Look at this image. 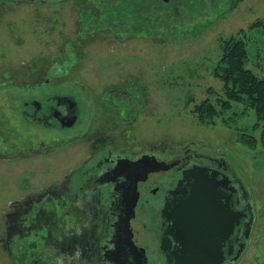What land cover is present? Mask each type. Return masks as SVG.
<instances>
[{
	"label": "rangeland",
	"instance_id": "374dc122",
	"mask_svg": "<svg viewBox=\"0 0 264 264\" xmlns=\"http://www.w3.org/2000/svg\"><path fill=\"white\" fill-rule=\"evenodd\" d=\"M183 1L155 3L143 13L149 22L128 30L126 17L118 13L122 20L112 22L99 0H0L3 230L13 202L61 184L83 168L91 147L83 133L92 134L103 116L113 121L107 109L117 108L105 106L108 93L124 91L127 122L119 130L127 129L130 141H196L232 160L257 209L255 235L239 264H264V149L241 138L256 115L239 103L215 117L201 118L195 110L197 103L224 95L223 81L215 75L223 38L244 37L248 66L264 76V0H186L187 6ZM258 22L262 26L256 27ZM66 93L78 97L82 116L65 134L24 119V101ZM7 146L11 150L3 154ZM0 264H19L1 244Z\"/></svg>",
	"mask_w": 264,
	"mask_h": 264
},
{
	"label": "flooded vegetation",
	"instance_id": "af4514ba",
	"mask_svg": "<svg viewBox=\"0 0 264 264\" xmlns=\"http://www.w3.org/2000/svg\"><path fill=\"white\" fill-rule=\"evenodd\" d=\"M111 92L105 106L117 111L108 108L113 121L103 116L92 134L83 133L91 146L83 168L12 203L6 230L0 223L3 250L19 264H195L192 252L200 246L206 264H239L255 235L257 209L235 164L206 143L130 141L127 129L119 130L127 122L124 91ZM22 115L42 130L65 134L82 113L78 97L66 93L26 100ZM199 176L213 203L195 216L203 230L197 234L182 231L179 215L187 202L202 198ZM133 199L131 231L124 232L121 218ZM235 213L242 218L232 224Z\"/></svg>",
	"mask_w": 264,
	"mask_h": 264
},
{
	"label": "trees",
	"instance_id": "16d2710c",
	"mask_svg": "<svg viewBox=\"0 0 264 264\" xmlns=\"http://www.w3.org/2000/svg\"><path fill=\"white\" fill-rule=\"evenodd\" d=\"M99 2L104 8L109 9L110 12L105 14L111 17L112 22L118 23V20H122L120 17L117 20L118 13L125 16L126 19H123L129 24L128 30H137L134 27L149 22L144 19L146 9L149 10L155 3H161V6L167 4L163 0H99ZM183 2L187 6V1ZM198 4L195 1V6ZM178 14L186 16L187 12L179 10ZM161 21L169 22L167 18ZM255 24L256 27L262 26L259 22ZM221 48L222 54L215 75L223 81L224 95L218 97L216 101L207 98L197 103L195 110L201 118L215 117L223 110L230 109L233 103H239L245 110H251L256 115L251 131L242 132L241 138L251 147L260 144L264 149V76H260L248 66L250 54L244 37L233 35L223 38Z\"/></svg>",
	"mask_w": 264,
	"mask_h": 264
},
{
	"label": "water",
	"instance_id": "95a60500",
	"mask_svg": "<svg viewBox=\"0 0 264 264\" xmlns=\"http://www.w3.org/2000/svg\"><path fill=\"white\" fill-rule=\"evenodd\" d=\"M191 173V172H190ZM192 174V173H191ZM194 176L198 178L197 173ZM204 176V175H202ZM201 182H200V188H198V191L202 192V198L198 197L195 202H187V207L184 206L182 212L179 215V221L182 225V231L184 232H193V233H201L202 230V222L198 217L195 218L197 215H202L205 213V210L209 208L212 205V200L210 196L207 197L206 191L208 192V188H210L208 182H205L201 176H199ZM198 181V180H197ZM134 207H135V199H133V203L131 201V204L126 208V215H124L121 218V223L124 232H130V219L134 215ZM224 209V208H223ZM194 213L193 215H191ZM224 217V226L229 227L228 225V219L226 217V214L222 215ZM234 221H230V223L233 224V222H239L240 218H242V215L240 213H235L233 215ZM239 220V221H238ZM225 229V228H224ZM226 230V229H225ZM200 247V246H198ZM198 247L192 252L193 261L195 264H206V256L203 254V251L199 250ZM186 255H188V252H185Z\"/></svg>",
	"mask_w": 264,
	"mask_h": 264
}]
</instances>
